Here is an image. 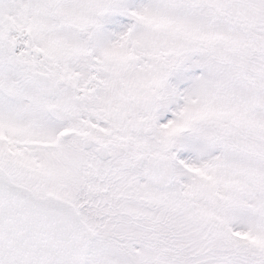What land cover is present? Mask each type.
Wrapping results in <instances>:
<instances>
[{
	"label": "snow or ice",
	"instance_id": "obj_1",
	"mask_svg": "<svg viewBox=\"0 0 264 264\" xmlns=\"http://www.w3.org/2000/svg\"><path fill=\"white\" fill-rule=\"evenodd\" d=\"M0 264H264V0H0Z\"/></svg>",
	"mask_w": 264,
	"mask_h": 264
}]
</instances>
